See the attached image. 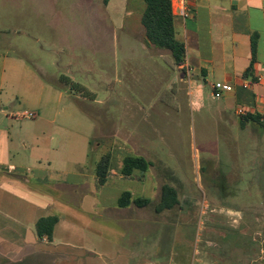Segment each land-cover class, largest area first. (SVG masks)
<instances>
[{"label":"rangeland","instance_id":"rangeland-1","mask_svg":"<svg viewBox=\"0 0 264 264\" xmlns=\"http://www.w3.org/2000/svg\"><path fill=\"white\" fill-rule=\"evenodd\" d=\"M135 7V0H0V124L13 136L7 115L33 120L26 114H36L35 150L54 148L63 171L66 160L79 165V176L60 177L84 184L79 196L89 195L105 155L121 170L126 159L145 158L159 181L184 199L189 231L201 222L210 227L200 215L206 202L216 213L263 204L264 130L256 137L239 132L191 104L185 70L169 51L146 43L144 50L163 56L140 59L144 50L130 35H141L142 13ZM29 84L39 97L29 96ZM121 188L145 192L136 181ZM222 217L224 227L240 221L239 215ZM254 222L255 264H264V220ZM67 228L62 225L59 235L68 240ZM9 263L0 255V264Z\"/></svg>","mask_w":264,"mask_h":264},{"label":"crops","instance_id":"crops-1","mask_svg":"<svg viewBox=\"0 0 264 264\" xmlns=\"http://www.w3.org/2000/svg\"><path fill=\"white\" fill-rule=\"evenodd\" d=\"M171 2L177 36L185 45V62L180 68L185 70L190 103L239 132L251 131L254 137L259 136L264 128L251 122L242 126L239 109L259 117L264 124V0ZM135 3L136 10L143 14L142 3ZM137 28L141 35H130L144 50L148 39L141 19ZM157 53L144 50L139 57L150 60L163 56ZM215 83L229 84L233 90L218 92L213 88ZM27 87L29 96L39 97L38 87ZM63 94L61 90L60 98ZM26 116L33 120H16L7 115L13 136L3 122L0 124V255L9 264L30 260L38 264L256 263L253 253L259 245L255 244L254 221L264 220V203L216 213L206 202L200 215L208 217L210 227L201 222L189 231L188 212L184 213L181 206L184 199L179 197L180 205L175 208L157 211L167 182L159 181L154 166L126 176L121 168H112V163L106 182L99 183L96 166L89 195L79 196L84 184L60 180L62 174L79 176V165L66 160L63 171L57 166L62 159L57 158L54 148L36 151L39 119L36 114ZM51 122L55 123V119ZM164 171L166 174L167 167ZM125 181H136L145 192L138 190L136 194V190L121 188ZM124 192H130L135 199H148L150 204L120 207ZM223 214L239 215L240 221L224 227ZM47 217L59 219L52 239L41 237L37 230L39 220ZM82 219L84 225L79 224ZM67 224L68 240L59 235L61 226ZM261 254L263 260L264 250Z\"/></svg>","mask_w":264,"mask_h":264},{"label":"trees","instance_id":"trees-1","mask_svg":"<svg viewBox=\"0 0 264 264\" xmlns=\"http://www.w3.org/2000/svg\"><path fill=\"white\" fill-rule=\"evenodd\" d=\"M142 1L146 4V7L142 14L141 23L145 29L148 44H152L160 50L169 51L174 57L175 64L182 66L185 62V45L177 36L171 0ZM103 2L105 5H108L110 0H103ZM249 122L264 128V124L261 123L259 117L248 113L240 118L242 126ZM150 166H153V164L143 157H130L125 160L122 173L126 176H131L135 170L145 172ZM110 167L111 156L107 154L97 165L96 172L100 184L106 182ZM131 203L139 207H145L150 204L148 199H135L130 192H124L119 200L120 207H126ZM179 205L180 200L177 188L170 184H164L157 211L172 209ZM58 222V217L42 218L37 224L38 234L41 237L45 236L52 239L55 226Z\"/></svg>","mask_w":264,"mask_h":264},{"label":"built area","instance_id":"built-area-1","mask_svg":"<svg viewBox=\"0 0 264 264\" xmlns=\"http://www.w3.org/2000/svg\"><path fill=\"white\" fill-rule=\"evenodd\" d=\"M214 90L218 91V92H230L233 90V87L229 84L226 83H215L213 85ZM219 95V94H218ZM218 97V96H217ZM248 114L247 111L245 109H239V115L243 116ZM33 116V115H30Z\"/></svg>","mask_w":264,"mask_h":264}]
</instances>
